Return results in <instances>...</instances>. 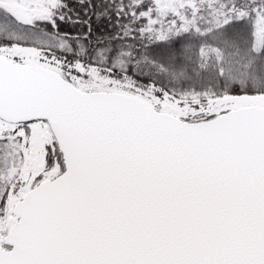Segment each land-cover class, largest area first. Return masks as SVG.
<instances>
[{
  "label": "snow or ice",
  "instance_id": "obj_1",
  "mask_svg": "<svg viewBox=\"0 0 264 264\" xmlns=\"http://www.w3.org/2000/svg\"><path fill=\"white\" fill-rule=\"evenodd\" d=\"M0 264H264V0H0Z\"/></svg>",
  "mask_w": 264,
  "mask_h": 264
}]
</instances>
